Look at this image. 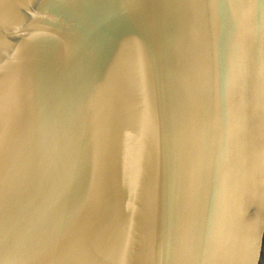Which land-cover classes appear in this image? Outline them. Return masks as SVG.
I'll use <instances>...</instances> for the list:
<instances>
[{
	"label": "water",
	"instance_id": "water-1",
	"mask_svg": "<svg viewBox=\"0 0 264 264\" xmlns=\"http://www.w3.org/2000/svg\"><path fill=\"white\" fill-rule=\"evenodd\" d=\"M0 264H264V0H0Z\"/></svg>",
	"mask_w": 264,
	"mask_h": 264
}]
</instances>
